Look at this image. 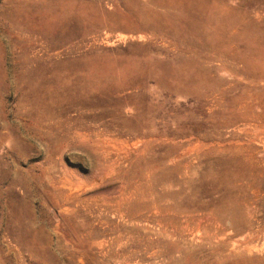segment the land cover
Instances as JSON below:
<instances>
[{"label":"rangeland","instance_id":"374dc122","mask_svg":"<svg viewBox=\"0 0 264 264\" xmlns=\"http://www.w3.org/2000/svg\"><path fill=\"white\" fill-rule=\"evenodd\" d=\"M0 264H264V0H0Z\"/></svg>","mask_w":264,"mask_h":264},{"label":"bare ground","instance_id":"6f19581e","mask_svg":"<svg viewBox=\"0 0 264 264\" xmlns=\"http://www.w3.org/2000/svg\"><path fill=\"white\" fill-rule=\"evenodd\" d=\"M100 169V168H99Z\"/></svg>","mask_w":264,"mask_h":264}]
</instances>
